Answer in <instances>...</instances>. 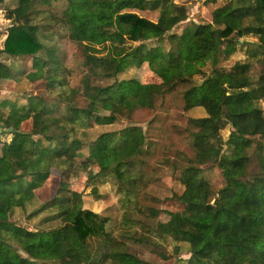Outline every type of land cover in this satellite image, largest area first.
I'll list each match as a JSON object with an SVG mask.
<instances>
[{"label": "trees", "instance_id": "16d2710c", "mask_svg": "<svg viewBox=\"0 0 264 264\" xmlns=\"http://www.w3.org/2000/svg\"><path fill=\"white\" fill-rule=\"evenodd\" d=\"M54 1L19 0L5 12L11 25L0 48V89H15L21 74L30 81L44 80L53 97L1 99L0 197L14 198L17 207L26 209L38 186L58 168V194L37 212L51 211L45 221L58 220L59 225L25 228L11 220V208L0 205V264H153L133 251L135 244L168 260L180 254L181 243L188 246V264H264V144L257 139L264 140V0H228L213 10L212 22L186 25L181 32L173 31L188 20L189 9L174 0H66L57 15L50 10ZM134 10L159 11V21ZM43 13L82 49L84 68L77 83L56 48L41 39L47 27L33 19ZM248 35L257 38L251 54L261 63L256 82L249 76L248 61L231 69L219 67L221 56L236 52L239 38ZM99 46L107 47V54L99 55ZM3 54L28 65L16 69L1 59ZM132 65V77L117 78ZM208 66L211 72L206 74ZM144 67L158 81H141L138 72ZM198 75H204L199 84L194 82ZM107 80L113 81L104 84ZM180 85H186L185 109L201 107L205 115L191 118L187 129L195 156L186 157V166L175 164L184 185L181 193L168 198L176 210H165L166 220L149 223L136 216L148 215L141 204L128 207L147 185L145 174L133 171L148 145L142 128L104 132L90 143L80 133L97 122L129 119L138 109H154L158 99ZM80 96L88 101L83 107L77 102ZM26 121H32L29 131L22 130ZM227 125L231 131L224 142L221 131ZM6 133L11 137L3 138ZM139 138L141 151L134 154ZM252 156L255 171L250 170ZM86 163L97 172L85 184L104 175L117 180L124 212L114 223L115 233L106 228L108 217L84 208V189L68 187ZM209 163L221 170L219 189L199 168ZM196 173L200 177L191 180ZM91 194L101 198L96 187ZM160 213L155 210L148 217L159 218ZM151 234L160 237L162 245ZM91 237L102 244L98 259L88 242ZM168 237L175 241L172 255L164 245Z\"/></svg>", "mask_w": 264, "mask_h": 264}, {"label": "rangeland", "instance_id": "374dc122", "mask_svg": "<svg viewBox=\"0 0 264 264\" xmlns=\"http://www.w3.org/2000/svg\"><path fill=\"white\" fill-rule=\"evenodd\" d=\"M178 4H184L189 9V18L177 26L173 32H181L186 25L202 24L212 22V12L215 8L225 4L228 0H174ZM19 0H4L0 2V48H3L4 41L7 36V29L11 25V21L5 17L6 9L12 5H18ZM66 5V0H55L50 10L54 14L60 13ZM140 16L146 17L151 21H159V11L146 10L138 11ZM46 14H40L34 16V23L45 25V29L41 34V39L47 45H53L56 48L57 55L59 56L62 64L71 70V81L77 83L83 72L84 56L81 47L78 43L74 42L68 37L66 30L57 25L49 24L50 18L45 17ZM154 31V29H151ZM257 38L248 35L239 38V44L237 51L225 58L221 56L219 67L223 69H231L237 62L248 61L252 64L249 76L254 82L257 81L261 63L251 56L252 52L256 48ZM137 44V43H135ZM99 55L107 54V47L99 46ZM40 55L46 57L41 52ZM1 59L6 63L15 66L16 69L22 70L25 65L18 57H10L6 54L1 55ZM136 67L130 66L123 73H120L117 78L125 79L134 75ZM206 74L211 72V67L204 68ZM138 76L143 82H156L157 77L147 68L139 70ZM225 77H228L225 75ZM195 83H201L204 79V75H198L195 78ZM113 80L104 81V84H109ZM44 80L30 81L24 75L18 74V82L14 91L1 90L0 89V101L3 98L9 97L11 99L26 98L27 95H39L46 98L53 97L52 94H48L47 87ZM186 85H180L175 90L168 92L164 97L158 99L156 107L154 109H138L134 112L129 119H119L110 123H95L92 127L86 129L85 133L81 132L80 136L86 143L94 141L100 134L109 131L120 130L125 127L137 125L142 128V133L148 142L147 148L143 153L137 156L134 172L141 171L145 174V181L147 185H144L139 190V195L134 196V202L129 204L130 209L134 203L141 204L142 212L151 215L155 214V210H161L160 217L150 219L148 215L136 213L143 221L149 223H155L156 219L166 220L167 215L163 212L165 210L175 211L176 206L168 198L174 193H181L184 185L182 173L176 170L175 164L178 167L181 165L186 166L188 164L187 158H193L195 156L194 149L191 146L189 140V133L187 129L190 127V119L197 118L205 115L203 108L196 107L191 110L185 109L184 90ZM55 94L57 91H53ZM55 97V96H54ZM79 106H85L88 101L80 96L77 98ZM260 105L264 108V102H260ZM93 106V105H90ZM96 109V107H95ZM97 110V109H96ZM32 126V121H26L22 125L23 131H29ZM231 126L227 125L221 131V139L225 142L229 138ZM2 137L10 138L9 134H3ZM264 144V140L257 138ZM134 148V154H139L141 146ZM256 147V145H255ZM254 147V148H255ZM254 150V149H253ZM87 153L88 148H84ZM250 163V170H257L256 159L252 156ZM83 169L79 176L72 179L68 183V187L75 189H84V208L91 209L104 217H108L109 220L106 223L107 229H113L115 233L116 227L114 223L120 221L124 210L122 209L121 202L122 194L119 192L117 186V180L112 175H104L98 178L96 181L85 182L88 178L95 175L97 168L93 167L90 163L83 165ZM199 167V166H198ZM199 168L204 169L205 176L212 182L215 189H219L223 185V177L220 168L216 164L200 165ZM182 169V168H181ZM201 173H196V176H192L190 179L197 181ZM62 174L60 169L54 168L48 180L39 185L36 191L35 199L27 206L26 209H22L15 205L17 202L14 198H1L0 205L6 207L8 210H12L11 220L20 226L31 230L37 229H51L59 225L57 221L46 222L45 217L51 213V211L37 212L39 207L52 199L58 194L59 187L61 186ZM96 187L101 195V198H96L91 194L92 189ZM8 199L6 203L4 200ZM151 236L158 242L163 243L160 237L156 235ZM90 248L96 259L101 256L102 244L95 238H89ZM175 241L173 238L168 237L164 242L165 249L171 255L173 252ZM133 251L141 258L153 263V264H188L190 254L188 253V246L185 243L180 244L181 252L179 255L173 254L168 260H163L158 254L151 252V250L144 244H135Z\"/></svg>", "mask_w": 264, "mask_h": 264}, {"label": "crops", "instance_id": "0c3cea01", "mask_svg": "<svg viewBox=\"0 0 264 264\" xmlns=\"http://www.w3.org/2000/svg\"><path fill=\"white\" fill-rule=\"evenodd\" d=\"M14 6H16V4L15 5H12V6H10V7H14ZM1 90H5V89H1ZM15 89H13V90H9L10 92L11 91H14Z\"/></svg>", "mask_w": 264, "mask_h": 264}]
</instances>
